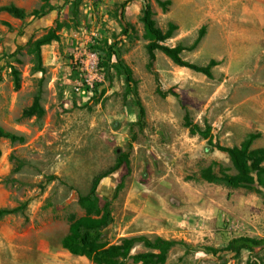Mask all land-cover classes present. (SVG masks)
Listing matches in <instances>:
<instances>
[{
    "label": "rangeland",
    "instance_id": "obj_1",
    "mask_svg": "<svg viewBox=\"0 0 264 264\" xmlns=\"http://www.w3.org/2000/svg\"><path fill=\"white\" fill-rule=\"evenodd\" d=\"M149 1L158 27L178 26L167 45L183 46V58L198 65L219 61L211 77L160 50L150 65L144 0H83L78 18L73 0H0V125L23 137L0 141V207L19 208L0 218V264H95L62 241L71 216L87 215L79 198L101 174L99 203L110 202L115 218L105 245L162 237L182 242L165 264H264L261 248L238 256L210 249L264 236V187L203 177L213 164L237 173L217 145L258 134L252 147L264 148V0ZM44 6L56 9L32 15ZM51 31L58 37L41 46L40 63L37 41ZM90 52L102 85L82 95L80 62ZM119 59L133 71L132 87ZM36 96L43 114L25 116ZM147 251L139 243L119 262L135 264Z\"/></svg>",
    "mask_w": 264,
    "mask_h": 264
},
{
    "label": "trees",
    "instance_id": "obj_2",
    "mask_svg": "<svg viewBox=\"0 0 264 264\" xmlns=\"http://www.w3.org/2000/svg\"><path fill=\"white\" fill-rule=\"evenodd\" d=\"M82 1L83 0H73V14L75 18H78L79 16ZM144 2L145 6L142 21L145 26L146 36L150 40L147 46L150 54V65H152L156 59V51L160 50L170 57L176 64L188 67L211 77L212 69L219 64V61L212 59L207 65H198L185 60L182 56V52L185 49L183 46L178 45L172 47L166 44V41L173 37L178 26L171 22L169 23L167 31L158 27L157 22L154 19V11L150 1L144 0ZM159 3L165 7L170 1L159 0ZM2 9L20 18L27 16L26 10L16 5L4 6ZM54 9L56 8L47 9L46 6H44L41 9L34 10L32 15L43 16ZM205 33L206 26H203L200 29L199 36L192 48H195L198 45ZM57 37V34L54 31H51L37 41V58L40 63L42 62L41 46L52 42ZM116 66L121 68L126 75L128 85L132 87V85L135 84L132 69L124 64L122 59L118 60ZM101 85L102 84L96 85V92L100 91ZM141 109L142 113H144L143 107H141ZM43 112L44 108L41 104L40 96H36L33 104L24 111V115L30 117L34 115H42ZM187 125L192 127L193 133L200 132L204 138L209 137V130L203 131L198 126L193 125L190 121L187 122ZM257 137L258 134H251L249 138L243 141L239 146L228 147L217 145L221 151L226 152L231 157L237 173H228L224 168H220V170L216 171L213 164L203 169V177L208 182H222L235 188L264 187V148L252 147L253 142ZM3 138H8L12 141L23 139V137L6 130L0 125V141ZM210 141L213 143L212 140ZM123 163L124 159H120L117 166L119 167ZM105 176L106 175L104 174L98 175L94 179L89 193L80 196L79 202L86 209L87 215L82 217L71 216L69 232L62 241L63 247L73 255L88 257L95 264H122L119 262L120 259L128 258L134 247L137 244L142 243L146 248L150 249V251L134 255L135 264H165L171 250L182 242L162 237L150 238L145 235H140L124 238L118 244H112L109 246L104 244L103 240L105 237V231L115 220L111 210V203L106 202L103 207H101L99 203L98 187ZM18 210V207H0V218L5 215L16 213ZM258 248L264 249V236H238L232 238L227 245L221 249H210L215 254L224 251L231 252L238 256L242 254L244 250L252 252Z\"/></svg>",
    "mask_w": 264,
    "mask_h": 264
},
{
    "label": "built area",
    "instance_id": "obj_3",
    "mask_svg": "<svg viewBox=\"0 0 264 264\" xmlns=\"http://www.w3.org/2000/svg\"><path fill=\"white\" fill-rule=\"evenodd\" d=\"M99 56L96 52H90L87 57L82 60V81L76 87L77 91L82 95H90L93 93L97 84L102 82L99 72Z\"/></svg>",
    "mask_w": 264,
    "mask_h": 264
}]
</instances>
